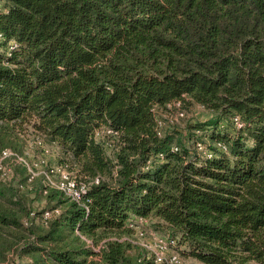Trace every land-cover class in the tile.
<instances>
[{
    "label": "trees",
    "instance_id": "trees-1",
    "mask_svg": "<svg viewBox=\"0 0 264 264\" xmlns=\"http://www.w3.org/2000/svg\"><path fill=\"white\" fill-rule=\"evenodd\" d=\"M0 2V151L30 124L99 178L40 211L0 180V263L155 264L118 237L153 218L180 259L264 264V0ZM185 104L213 116L160 126Z\"/></svg>",
    "mask_w": 264,
    "mask_h": 264
},
{
    "label": "rangeland",
    "instance_id": "rangeland-1",
    "mask_svg": "<svg viewBox=\"0 0 264 264\" xmlns=\"http://www.w3.org/2000/svg\"><path fill=\"white\" fill-rule=\"evenodd\" d=\"M3 2H0L2 7ZM184 117H178L174 111L163 113L162 117L165 119L160 122V126H167V124H177L180 128L184 127L188 122L206 121L213 116V113L198 104H190L184 106ZM168 123H167V122ZM172 122V123H170ZM98 135V132L96 133ZM103 134V133H99ZM12 138V145H8L0 151V180L4 183L16 184L20 178L21 169L17 166L25 167L29 174L28 180V206L30 209L40 211L44 208H49L55 202L50 201L45 195H36V188L39 181L46 183L56 182L60 179V172L65 171L67 174L81 180L85 178L76 165L72 164L68 158L61 153L59 146L55 142L49 141L39 131L35 130L30 124H23L22 128L16 127ZM110 145V144H109ZM7 154L3 156L2 152ZM64 165V166H62ZM18 173V174H17ZM134 224H128L129 233H120V239L130 241L138 247L139 250L152 254L158 247L155 245L158 237L164 235V229L157 227L153 218H146L138 220ZM118 233H108L106 237L100 239L98 242L88 240L95 251L101 247V243L107 239L117 238ZM171 250H167L169 254ZM15 255H8V259L0 264H15ZM180 259V258H179ZM181 264H204L190 256H184L180 259Z\"/></svg>",
    "mask_w": 264,
    "mask_h": 264
},
{
    "label": "built area",
    "instance_id": "built-area-1",
    "mask_svg": "<svg viewBox=\"0 0 264 264\" xmlns=\"http://www.w3.org/2000/svg\"><path fill=\"white\" fill-rule=\"evenodd\" d=\"M182 115V113H180ZM109 133H113L111 130H107ZM201 148V146H200ZM3 156L7 154V152H2ZM99 178L95 177L89 182H85L83 180H76L65 171L60 172V179L56 182L50 181V185L59 191H61L66 197L75 201L76 203L85 206L83 204V194L86 192V189L90 183H98ZM55 212H58L57 210ZM51 213L46 212L45 217H49ZM139 220H143L140 218ZM169 244H173L172 240L165 235H162L157 238L155 245L158 247L152 255L154 257L155 264H181L179 256L174 252L170 251L169 254L166 251L169 249Z\"/></svg>",
    "mask_w": 264,
    "mask_h": 264
}]
</instances>
